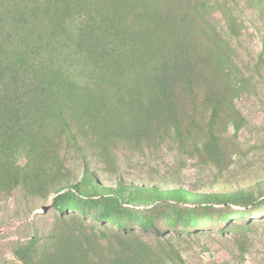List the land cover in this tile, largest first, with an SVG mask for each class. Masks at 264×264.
<instances>
[{"label":"trees","instance_id":"obj_1","mask_svg":"<svg viewBox=\"0 0 264 264\" xmlns=\"http://www.w3.org/2000/svg\"><path fill=\"white\" fill-rule=\"evenodd\" d=\"M230 1L0 0V196L21 189L54 211L7 264H185L165 234L227 233L264 215L263 188L106 185L91 164L113 176L118 148L166 140L218 172L243 155L236 101L252 86L210 20L218 12L239 38Z\"/></svg>","mask_w":264,"mask_h":264},{"label":"rangeland","instance_id":"obj_2","mask_svg":"<svg viewBox=\"0 0 264 264\" xmlns=\"http://www.w3.org/2000/svg\"><path fill=\"white\" fill-rule=\"evenodd\" d=\"M234 1H230V6L243 25L239 38L227 36L224 19L218 12L212 13L210 20L235 50V63L252 86L251 92L243 93L236 101L237 109L248 122L238 133L243 155H236L228 170L218 172L182 157L170 140L137 152L118 148L116 175L103 173L101 166L91 161L104 184L113 185L119 177L134 185L182 187L196 192L264 189V6L257 9L246 0ZM65 158V166L79 172L81 161L77 156L70 153ZM51 205L50 199L41 202L26 198L21 189L8 197L0 196V264L13 261L12 250L18 243L49 231L54 217ZM234 224L238 228L227 233L201 229L180 235L168 233L164 238L178 249L185 264H264V215ZM144 238L150 243L154 241L150 234ZM242 238H245L246 250L240 256Z\"/></svg>","mask_w":264,"mask_h":264}]
</instances>
